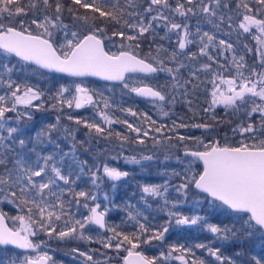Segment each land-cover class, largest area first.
Segmentation results:
<instances>
[{
    "label": "snow or ice",
    "instance_id": "1",
    "mask_svg": "<svg viewBox=\"0 0 264 264\" xmlns=\"http://www.w3.org/2000/svg\"><path fill=\"white\" fill-rule=\"evenodd\" d=\"M186 3L192 5L194 0H186ZM200 3L203 5L200 11L206 14L209 24H212L213 18L217 17L218 9L228 7L227 3L222 4V0H209L207 4L204 3V0H200ZM255 3L261 6L256 10V13H264V0H255ZM134 6L132 0H129V7ZM237 7H243L247 13H253L247 0H239ZM80 9L90 10L92 15L81 16L78 14ZM164 10L174 11L181 17L195 15L193 8L186 7L184 3H177V6L172 9L169 0H149L144 9V12L150 15L149 22L144 23V18L140 13L127 12L128 16H136L137 21L129 23L128 20H124V24L142 36L150 30L154 31V22H164V27L168 28L170 32L175 31L180 37L179 49H185L188 44L193 43V40L190 39L192 34L189 31V25L173 22L168 15L164 14ZM65 12L71 18L72 24L64 22ZM153 12L156 14L151 15ZM30 13L34 18L29 20L27 18ZM41 13H43L42 16ZM123 14H125V9L119 5V0L116 3H112L111 0H71L69 7H65L63 0H28L27 4L23 0H0V50L5 54V60L9 56H15L25 63L35 64L39 68L64 73L72 77L94 76L107 81H118L123 89L128 90L129 94L134 93L136 96L146 98L154 103L170 102L169 97L162 94L161 90L144 83V78L153 77L160 72H167L172 75L174 80L178 79L181 69L186 65L176 60V52H173L169 57L170 60L175 61V67H166L164 60L157 57L142 58L138 54H134V49L139 48L138 43L135 46L121 43L120 48L127 50L110 54L105 50V40H110L111 37L106 36L104 29L90 24V21L99 18L120 23ZM218 19L223 22L225 17L220 15ZM5 20L8 23H5ZM33 26L36 31L33 30ZM216 26L218 27V25ZM238 27L245 33L255 27L261 34L254 36V39L260 44V47L256 49L260 56V70H257L256 65L247 64L243 55L238 60L236 56H233L232 66L235 68V76L223 78L216 75L215 79L211 81L215 85L211 92V103L233 108L235 112L243 110L246 121L237 125L233 132L241 135L247 134L246 140L250 142L241 140L239 146H221L219 142L204 145L199 138L186 137L177 133V129L189 127L187 124H177L173 121L170 128L163 124L152 127L156 125V121L152 120L147 113H140L139 117L142 123L134 125L126 119L113 120L106 111L100 110L105 125L125 124L129 132L134 134L131 138L134 143L144 144L146 138H151L154 145L159 144L166 151L177 147V145L168 143L173 139L178 142L195 139L198 144L203 145V151H189L186 145L184 151L185 157L191 156L195 160L201 161L203 170L193 172V161H188L183 174L175 170L171 172V176L183 175L184 181L179 185H171V187L187 198L188 190L192 186L199 190V193L211 197L210 205L212 207L231 210L236 214L231 226L210 223L207 216L199 214L185 215L172 210L177 208L182 201L169 199V180H165L163 184H144L141 186V191L145 194L141 197L144 203L151 207L147 197L161 198L163 203L157 210L167 209L169 219L164 224L152 228L137 219L138 216L143 215L141 212L137 210L133 215L129 211L130 218L136 220L138 224V233L126 235L117 232L115 227L109 229L114 235L104 243V247L112 248V240L122 237V239H118L115 248L120 249L125 242L130 246L126 249L128 255L125 257V264H157L158 260L160 264H166L169 259L178 260L181 264H206L204 259L196 256L194 248L204 249L209 256L215 258L218 264H237L236 260L224 256L220 247L213 248L205 243H197L188 247L182 244L169 245L167 253L161 251L158 257L153 258H148L135 251L141 242L164 241L165 235L173 223L188 227L206 226L207 231L215 234L221 242L236 239L239 236L240 238L259 239L264 246V38H262L264 36V18H257V14H244L243 21ZM196 31L199 34V27ZM113 36L125 37V33L113 32ZM126 39L135 41L137 35H127ZM214 40L215 37L208 32H204L200 36V53L202 55H209L207 50ZM219 45H223L229 50L233 48L231 43H226L224 40H220ZM245 47L247 48L246 45ZM247 51L251 52L252 49H247ZM195 55L192 53L193 57ZM209 59L212 57L209 56ZM204 67L209 69L211 65L206 64ZM0 69H2L0 85H4L7 89L4 94H0V199L14 204L21 211L26 210V215L12 217L14 221L20 222L19 228L9 227L5 222L6 214L0 211V246H5V259L0 261V264H50L52 257L42 250V245H46V241L34 242L32 237L44 233L49 238L62 241L83 239L85 238L83 230L88 225L106 227L107 209L99 211L100 205L97 203L95 207L89 208L91 214L84 219H76L69 215L67 209L71 202L66 204L63 199L65 191L73 192L76 197L96 200L95 195L89 196L84 191L74 192L72 188L75 183V180L72 179L73 165L78 167L82 173L88 161L77 159L75 143L72 145L71 152H63L59 144L52 139L53 133L60 131L59 116L56 117L55 124L47 125L36 131L34 137L26 135L24 128L27 126V122L33 120V113L29 110H40L43 107L44 92L36 86L21 84L14 80L12 74L19 70L14 65L9 66L5 62L0 64ZM245 70L247 75H245ZM132 74H144V77L134 78ZM191 74L194 75V73ZM217 80L225 86L223 90L217 84ZM185 83L190 84L191 81ZM177 86L174 84L173 89ZM66 93L69 95L66 96ZM95 95H97L95 91L90 92L82 84L74 85V93L70 86L61 84L48 98L55 101L52 108L59 106V111H63L65 105L69 109H80L86 105L99 107L100 102L103 103L104 109L112 106L107 98L102 97L101 101L94 100ZM171 100L174 101L175 97L172 96ZM34 101H41V103L36 104ZM158 106L164 116L169 115L167 111H163V103ZM120 110L133 117L138 116V113L131 107ZM8 113H14L15 116L9 117ZM253 114L259 115L258 123L255 122ZM67 118L74 119L72 115H68ZM13 120L14 126L13 123H10ZM22 121H24L23 124ZM74 122L76 125L82 124L88 130L86 136L92 139L107 140L115 135L120 142L118 145L120 148H123L130 140L129 135H122L119 132L114 134L110 127H102L100 123L89 122L83 118L75 119ZM144 125H148V127ZM191 127L207 129L210 126L193 124ZM77 130L63 129L67 136L72 137L73 141H75V131ZM165 131L175 135H164ZM152 133L160 134L163 142ZM46 141L55 144L57 151L43 154L39 146L44 145ZM79 143L86 144L88 140L85 139ZM66 157L69 158L67 162ZM118 158L119 153L112 157V159ZM154 158V155H143L141 159H137L136 156L124 157L125 161L131 164H141L142 160L152 161ZM169 158V156H165V160ZM176 160L184 163L178 156ZM66 163L67 168L65 169ZM95 167L96 170L92 172V183L97 187H99L98 180L102 181L106 177L115 188L116 182L130 175L126 170L109 167L107 164ZM101 167L103 177H98L97 173L100 172ZM76 179H79V176ZM61 182L68 188L62 187ZM76 203L79 204V200ZM84 207L87 208L88 204L85 203ZM127 207L134 206L128 205ZM143 218L147 221L146 216ZM61 221L63 226L58 230V222ZM236 223L240 224L239 229H236ZM146 233L148 234L147 238L141 241V236ZM87 239L91 240L92 237L89 236ZM9 245L25 251L31 250L37 254L8 256L7 246ZM72 251L79 252V249H72ZM173 253H178V255L173 256ZM80 255L86 256L88 261H92L91 255L84 252H80ZM250 264H264V256L252 257Z\"/></svg>",
    "mask_w": 264,
    "mask_h": 264
},
{
    "label": "trees",
    "instance_id": "2",
    "mask_svg": "<svg viewBox=\"0 0 264 264\" xmlns=\"http://www.w3.org/2000/svg\"><path fill=\"white\" fill-rule=\"evenodd\" d=\"M177 1V2H176ZM25 4L28 3V0H23ZM112 3H116L117 0H111ZM149 0H132V3L135 5L134 7H129V0H119V5L125 9V14L122 15L120 18V23H116L110 20H106L105 18H99L95 21H90L94 27L102 28L105 31L106 36L111 37L110 40H105L106 49L109 53H119L121 50L120 45L121 43L128 45L132 44L135 46L137 43L139 44V48L134 49V54H138L140 57H157L158 59H163L165 64L169 61V57L173 52H175V47L173 46V42H171V38L167 35L168 28L163 26L161 21H157L153 23V30H150L147 33H144L142 36L138 35L136 30L128 28L124 24V20H128L129 23H135L137 21L136 16H128L127 12H137L144 18V23L149 22L150 15L144 12V9L147 7ZM206 4L209 3V0L204 1ZM249 3V7L253 9V13H247L243 7H237L239 4V0H222L223 3H227L228 7L224 8L221 7L219 11L220 15L225 17L223 23L231 22L235 26H238L243 21L244 14H257V18H264V13H256V10L259 9L261 6L255 3V0H247ZM65 7L71 6V0H63ZM177 3H184L186 6V0H169V4L171 8L174 9L177 6ZM198 4V3H197ZM188 5V4H187ZM190 6V5H188ZM197 6H194L197 9ZM42 7V5H41ZM154 7V6H153ZM172 11L164 10V14L170 17ZM50 14V13H49ZM79 15H92L90 10H79ZM156 13L153 12L151 15H155ZM43 13H41V16ZM65 23L72 24L71 18L68 16V13L65 12ZM98 15V14H97ZM231 17V19H228ZM34 18L32 14H29L27 19ZM19 19V18H17ZM18 27V25H16ZM33 30H35V26H33ZM124 32L125 37L120 36H113V32ZM127 35H137V40L135 41H128L126 39ZM238 41L235 42L238 46H242L243 44H238V42L243 41L244 37L240 36ZM169 41V42H167ZM251 43L252 47H256L257 42L255 39L252 40ZM250 44V43H249ZM158 49H162L159 50ZM244 52V51H243ZM247 55V54H245ZM250 65H256L257 70L259 71V58L256 55L252 54ZM176 60L184 63L186 65L185 68L181 69L180 74L181 78L174 80L171 75L167 74L166 76H161L160 73L155 74L154 78H157L153 84L158 89H162L163 93L169 95V91L172 90L177 93L175 96L176 104L173 106H167L166 102L163 103V111H167L169 115L165 118H162L163 115L161 108L158 106L159 102H151L148 100L140 99L135 97L132 93L129 94L127 89H123L122 85H113V84H104L100 83L95 80H86L91 87H96L98 92L101 94V97L107 98L112 105L114 111L113 116L111 117L113 120H128L129 123H133L134 125H138L142 123V120L139 117L140 113H147L148 116L152 118V120L156 121V125L152 127L159 126L161 124L166 125L167 127H171L173 121L177 124L184 123L189 125L187 128L188 133L187 135L190 136H202L207 135L206 139L209 145L213 144L214 142H219L221 146L228 145V146H239V142L241 140H245V142H250L246 140V138H241L240 134H236L233 132V129L237 127V124L240 123L238 115L232 112L230 109L227 110H208L212 107L211 104V88L210 83L205 76L207 69L204 65L208 64L209 62L204 59L201 63H194L192 61H188L186 59L180 58V56H176ZM3 59H0V64ZM175 67L176 63L172 60L169 61L168 64ZM201 65V66H200ZM191 73H194L192 75ZM134 78L142 77L138 75H133ZM65 81H70L72 79L62 77ZM75 81V80H73ZM77 81V80H76ZM186 81H191L190 84H186ZM178 85L175 89H173V85ZM162 93V94H163ZM133 108L134 111L138 113L137 117H133L126 112H122L121 108ZM84 110L79 111L77 114L73 115L74 118L77 119H87L89 122H97L96 113L93 110ZM207 110V111H206ZM47 109L42 107L40 110L34 112L33 120L35 121L33 127L30 130H27L26 135L29 137H34L36 131L45 128L47 125L55 124L53 123L52 119L47 115ZM55 114V113H53ZM102 127H106L104 123H101ZM193 124H207L210 127L207 129L204 128H193L191 125ZM148 127V125H144ZM78 129L77 131L80 133H87V129L80 125H74ZM111 130L115 134L116 132L121 133L122 135H129L130 140L126 144H130L131 146L137 145L134 148H129V145H125V155L129 156H136L140 158L143 155H154V157L162 156L160 151H153L150 145H154L150 138L145 139V143L142 144V148L139 143L132 142V137L134 134L130 133L127 129V126L122 123H113L110 126ZM106 127V128H107ZM155 135L157 139L162 141V137L160 134L152 133ZM164 135H175L172 132L165 131ZM205 137V136H204ZM52 139L59 144L60 149L63 152H67L70 150L69 144L63 143L62 139L53 133ZM173 141V140H172ZM100 145H106L109 148H114L115 146L118 147L119 141L116 139L115 135L108 138L107 140L101 141ZM55 144L45 142L44 145L39 146V149L42 150L43 154H49L55 152ZM116 150V149H115ZM112 150V151H115ZM181 156L180 153H176L175 155ZM165 155V154H164ZM66 162L67 157L65 158ZM107 165L109 164L112 166L113 164L110 163V160H107ZM88 162H91L90 160ZM86 167V166H85ZM93 164H91V168H93ZM67 168V163L65 164V169ZM201 168V166H200ZM121 170H126L122 167H119ZM86 170V169H85ZM146 171L141 172L140 170H126L130 173L129 177L121 180L120 182L116 183V187L110 190L108 193L106 189L109 188L110 182H107L105 186H102L101 189L94 188V186L90 185V180L87 176L78 175L77 173H72V179L75 180V183L72 185L74 192L84 191L89 194V196L95 195L96 197H100L101 195L106 192L107 195L111 198V202L108 205L107 210V230L102 231L93 224L88 225L83 231L85 238L83 239H66V240H58L55 238H49L44 233H40L37 237H33L32 239L34 242H39L40 240L46 241V245H43L45 251L48 253L49 256L52 257V261L50 264H77L78 261H82L83 264H95L99 263V254L102 251L104 255L108 254V264H121L123 258L127 254V248L130 247L125 242L120 249L115 248V244L117 241L114 240L112 248H105L104 243L105 240L107 241V237L114 235L112 231L109 229L112 227L116 228V231L119 233H124L126 235H130L131 233H138L139 227L136 220H133L129 216V211L136 214L138 210L143 215L138 216L137 219L141 223H145L146 226L155 228L162 224H164L168 219V210L165 209L163 211L157 210L163 203L161 198L159 197H147L148 203L151 204V207H148L144 203V200L141 198L145 196L144 193L141 191V186L144 184H163L165 180H167L164 170H170L168 167L163 169V166H153L150 165ZM163 170V171H162ZM202 171V169H201ZM79 176V179L76 177ZM179 177V176H178ZM180 178V177H179ZM182 181V180H181ZM174 182L170 183L168 197L170 200L172 199H181V194L177 193L171 185ZM183 183V181H182ZM61 186L65 189L68 188L67 185H63L61 182ZM105 191V192H104ZM193 194L196 190L191 191ZM176 193L178 194L177 196ZM197 193V192H196ZM204 196V195H202ZM204 202L197 206L196 212L199 215L207 216L210 223L220 224L221 226L229 225L231 226L234 223L233 215L230 210L220 209L212 207L208 204L211 200L204 196ZM63 199L65 200L66 204L70 203V207L67 209L69 215L75 217L76 219H84L89 216L91 213L89 208L95 206V202L91 199H86L85 197H76L74 196L73 192L65 191L63 195ZM191 198H186L185 201L190 200ZM79 200V204L76 201ZM87 203L88 207H84V204ZM188 203V202H187ZM218 204L219 202H214ZM128 205L134 207H127ZM107 207V206H106ZM188 207V206H187ZM103 208V207H102ZM185 211L190 214L192 212V208L183 207ZM101 209V207H100ZM199 211V212H198ZM195 212V213H196ZM26 215V210L23 211ZM147 217V221L144 220L143 217ZM67 218V217H65ZM63 223L58 222V230L59 227H62ZM236 229L240 228V224L236 223ZM147 233L144 236H141V241L147 238ZM92 237L91 240L87 239V237ZM122 239V237L118 238ZM117 239V240H118ZM255 238L247 239V238H240L239 236L236 239H230L229 241H219L218 237L215 234H212L207 231L206 226H192V227H180V225H175L173 223L169 227V232L165 235L164 241H151L150 243H140V246L135 249V251L141 252L144 256L148 258L158 257L157 250H162L163 252L167 253L169 245H185L186 247L192 246L197 243H205L209 246L216 248L220 247L221 253L226 257H231L232 259L237 261V264H250L252 257H261L264 256V246H262L261 242ZM135 242V241H134ZM257 245L258 252L255 251V246ZM261 246V247H260ZM1 248V247H0ZM4 249V248H1ZM11 249V248H7ZM72 249H79V252H73ZM196 253V256L204 259L206 264H218L215 261L214 257L208 255V253L204 249H193ZM11 251L15 252L14 254L23 256L24 253L20 252L19 250L11 249ZM31 251V250H30ZM80 252L87 253V255L92 256V261H88L86 256H81ZM240 253V255H237ZM93 254V255H92ZM103 255V256H104ZM178 255V253H173V256ZM3 261V260H2ZM168 264H181L180 261L169 259ZM157 264H160V261H157Z\"/></svg>",
    "mask_w": 264,
    "mask_h": 264
},
{
    "label": "rangeland",
    "instance_id": "3",
    "mask_svg": "<svg viewBox=\"0 0 264 264\" xmlns=\"http://www.w3.org/2000/svg\"><path fill=\"white\" fill-rule=\"evenodd\" d=\"M174 2H175V0H174ZM196 5H198L197 9H195V7H194ZM202 6L203 5L200 3V0H194V3L190 6H188L186 3V7H192L195 15L190 14L188 17H181L177 13L172 11V13L169 17L171 20H173V22L187 23L189 25V31L192 34L190 39L193 40V43L188 44L185 49L181 50L178 47V41H179L180 37L177 35V33L175 31L170 32L169 30H167V35L170 36V38H171L170 40H171V42H173V46L176 49L175 52H176L177 56H180V58L186 59L188 61H192L194 63L196 62L198 64L201 63L204 59H206L209 62V65H211V68L207 69L206 74L203 77L206 78L208 80V82L210 83V87H212L211 88V92H212L215 85L211 81H213L215 79L216 75H220L223 78H232L233 76H235V68L232 66L233 65V60H232L233 56H236V58L238 60L239 57L241 55H243L245 57V61L249 65L251 62L250 57H252V54L253 55L257 54V56L260 60L259 53L256 51V49H258L260 47V44L256 40V42H257L256 47H252L251 43H253L252 40L254 39L255 35H261V34L257 31V29L255 27H253L250 32L245 33V32H243L242 29H240L238 26H235L230 21L227 23L226 22L223 23V25L221 26V23H220L221 21H219V19H218V17L220 16L218 10H217V13H218L217 17L213 18L212 24H209L207 22L206 14H204L200 11V8ZM154 7H156V6H154ZM167 11H170V10H167ZM5 23H8V21L5 20ZM161 23L164 24V22H161ZM216 25H218V27ZM197 27H199V29H200L199 34L196 31ZM204 32H208L210 35H213L215 37L213 44L209 45V48L207 50L209 53L208 56L202 55L200 53V47H201L200 36ZM240 36L244 37L243 41L238 42V44H243L242 46H238L237 44H235V42L238 41L237 39ZM262 38H264V36H262ZM220 40H224L226 43H231L233 45V48L229 50V49H226L225 46L219 45ZM167 42H169V41H167ZM245 45L247 46V48L245 47ZM247 49H252V51L249 52V51H247ZM192 53H195L196 55L193 57ZM245 54H247V55H245ZM209 56H211L212 59H209ZM4 57H5V54L2 51H0V59H3L2 62L8 63L9 66L14 65L16 69H19L18 71H14L12 74V78L14 80H16L18 83H21V84H27L29 86H36V87H38L39 90L44 92L43 107L45 109H47V111H49V112H47V115L52 119L53 123H56V117L57 116L60 117V121H59V125H58V127L60 128V131L54 132V133H56V135H58V137L62 139L63 143L69 144L70 150H68L67 152L72 151V145H73V143H75L76 144L75 155H76L77 159L78 160H87V161L90 160L91 161V162H88L87 166L85 167L86 170L84 169V171L82 173L79 171L78 167L73 165L72 173H77L78 175H80V177L87 176L90 180V185L94 186V188H96L97 186L93 185V183H92V179H93L92 172L96 170L95 166L107 164V162H108L107 160H110V163L113 164L112 166H110L108 164L109 167H117V168L122 167L126 170H140L141 172L146 171L145 169H148V167L150 165H153V166L157 165L158 167L163 166V169L168 167L170 170H164V171L162 170V171L167 173L166 174V176H168V177H166L167 180H169V183L174 182L173 183L174 185H179L182 183L183 175L179 176L180 177L179 178L178 176H171L170 175L171 172L173 170H175V171L183 174L184 168L187 165L188 161H193V163H192V171L193 172H201L202 165L199 163V161L195 160V158L185 157L183 155V151L185 150V145L187 146L188 150H195V151L204 150L203 145L198 144L195 139H192V140L185 139L183 142H178L176 139H173V141H170L168 143H170L171 145H177V147H173L167 151L162 149L161 145H159V144H156V145L151 144L150 147H152L153 151H156V152L160 151L159 155L161 153L163 155L159 156V157H155L154 160H152V161H143L142 160L141 164H131V163H128L125 161L124 157H131L129 155H125L126 146H124L123 148H120L119 146L118 147L115 146L114 148H109L106 145H100L102 143L101 141H103V139H101V140L92 139L90 137H87L86 133H80L78 131H75V141H73L72 137L67 136L66 133L63 131V129L67 128L69 130H73L74 125H75L74 121L77 118L73 117L74 118L73 120H69L67 118L68 115L73 116V115L77 114V112H79V111H84L87 109H90V110L94 109L95 111H93V112L96 113L95 118L97 119V122H99L101 124L104 122H103V118L100 115V110L103 109L104 111L107 112L108 115H110L112 117L113 116L112 113L114 111L113 107H110L108 109H104L103 103L100 102L99 107H93L91 105H86L85 107L80 108V109H75V108L69 109L65 105L63 107V111H59V106L57 108H52V104L55 101L49 99L48 97H50L61 84L70 86L71 91L73 93H74V85L75 84H82L84 87L88 88L90 92L95 91V93H97V95L94 96V100L101 101L102 97H101V94L96 89V87H91V84H89L86 80H77V81L75 80V81H73V79H72L70 81H65L60 76H55V75L44 73L43 71H40L39 69L34 68V67L31 68V66L27 65L26 63L12 57V56L7 57V60H5ZM169 61L172 62V60H170V59H169ZM169 61H167L166 64H168ZM166 64H165L166 67H173L170 65L168 66ZM0 71H2V69H0ZM167 74H169V73L160 72L161 76H166ZM245 75H247L246 70H245ZM142 77H144V76H142ZM142 77H138V78H142ZM181 77H182L181 74H179V78H181ZM156 79L157 78H154V76L153 77H147V78H144V83H147L150 86L156 87L153 84V82ZM217 84H219L221 90L224 89L225 86L220 84V82L218 80H217ZM159 90L162 91L161 88ZM6 91H7L6 87L4 85H0V94H4ZM162 93H163V91H162ZM163 94H165V93H163ZM65 95L67 96V95H69V93H66ZM176 95H177V93L175 91H173V92H172V90L169 91V95H166L169 97V101H170V102H166L167 106H173L176 104L175 100L174 101L171 100V97L172 96L175 97ZM211 98H212V96H211ZM211 102H212V100H211ZM34 103L39 104V103H41V101H34ZM210 108H211V110L212 109L213 110L230 109L232 112H234L236 115H238L240 123L242 121H246V117L243 115V110H241L239 112H235L233 110V108H230V107L226 108L222 104L212 105V107H210ZM21 110H23V109L21 108ZM29 111H31L34 115L35 114L34 112H36L38 110L30 109ZM53 113H55V114H53ZM253 115L255 118V122L258 123L259 122V115L258 114H253ZM7 116L14 117L15 114L14 113H8ZM161 116H163L162 118L167 117L164 115H161ZM10 123H13V126H14L15 122L13 120V121H10ZM21 123L23 124L24 121H22ZM34 123H35L34 120L27 122V126L24 128V131L27 132V130H30L33 127ZM240 123H238L237 125H239ZM80 126H83V125L81 124ZM101 126H102V124H101ZM107 126L108 125H106V127ZM187 128H179V129H177V133L179 135H184L186 137H189L190 135H187V134L191 133V131L189 132ZM75 129H77V128L75 127ZM236 134H238V133H236ZM246 135L247 134H244V135L240 134V137L246 138ZM206 136L207 135H202V136H197V137L194 136V138H199V140L203 141L204 145H209L206 141V139L208 138ZM190 137H193V136H190ZM85 139L88 140V143H86V144L79 143V141H83ZM125 145H129V148H134L135 146H137V145L131 146L130 144H125ZM138 146H140L142 148L143 145L139 144ZM112 150H115V151H112ZM56 151H57V149L55 147V152ZM117 153H119V158L118 159H112V157L116 156ZM176 153H180L181 156H178V154L175 155ZM165 156H169L170 158L168 160H165ZM177 156L180 157V159L184 162L183 164L176 160ZM136 158L141 159V157L140 158L136 157ZM67 160H68V157H67ZM91 164H93V165L95 164V166L93 168H91ZM200 166H201V168H200ZM97 176L103 177L102 167L100 169V172L97 173ZM107 182H110L111 184L109 185V188L106 189V192L108 193L110 190L114 189L112 187V182L109 181L106 177H104L102 179V181L98 180L99 187H97V189H101V187L105 186L107 184ZM118 182H120V181H118ZM118 182H116V183H118ZM192 190H193V187L190 186V188L188 190L187 198L190 197L191 199L188 201H185L186 198L181 196L180 200L182 202L177 206V208L172 209L173 211H178V212L185 214V215L197 214V212L195 211L197 209L196 207L201 205L204 202L205 197L199 193H196V192L193 194L191 192ZM106 192L103 194V196L101 195L100 197H96V200L94 201L95 205L97 203L100 205L101 209L99 208V211H104L105 209H107V210L109 209L108 205L111 202V198L107 195ZM106 195H107V198H106ZM177 195L178 194L176 193L175 196H177ZM210 201L208 202L209 205H210ZM184 206L186 208H192L191 211L192 212L195 211L196 213L194 212V213L190 214L188 212H183V211H185L183 208ZM0 210L6 214V220H7L8 224L10 225L11 228H19L20 227V222L14 221L12 219V217L17 216V215H25L23 213V211H21L20 208L16 207L14 204L8 203L7 201H3L2 199H0ZM106 215H107V212H106ZM234 217L235 216L233 215V219H234ZM180 227H185V226L180 225ZM111 237H113V235H111V233H110V236H108L106 239L108 240ZM114 240L118 242L117 239H113L112 243L114 242ZM257 240L258 241H256V242L260 241L259 239H257ZM105 242H107V241L105 240ZM254 249H255V251L258 252L257 245L255 246ZM42 250L45 251V248L43 245H42ZM161 251L162 250H157V254L160 255ZM7 253H8V256H11L15 252L11 251V249H7ZM36 254H37L36 252L30 251L29 253H26L24 255H36ZM98 254H99V256H98L99 257V260H98L99 263H96V264H106L104 262L105 261L108 262V254L104 255L103 251L101 253H98ZM4 259H5L4 249L0 248V261H2ZM77 264H83V262L78 261ZM121 264H124L123 260H122ZM166 264H168V262H166Z\"/></svg>",
    "mask_w": 264,
    "mask_h": 264
},
{
    "label": "water",
    "instance_id": "4",
    "mask_svg": "<svg viewBox=\"0 0 264 264\" xmlns=\"http://www.w3.org/2000/svg\"><path fill=\"white\" fill-rule=\"evenodd\" d=\"M105 50L107 51L106 48H105ZM0 51H2V50H0ZM2 52H3V51H2ZM110 54H111V53H110ZM12 57H14V58H16V59L19 60L18 57H15V56H12ZM139 57H140V56H139ZM22 62H23V61H22ZM24 63H25V62H24ZM26 64L29 65V66H31V68H32V67L37 68V69H39L40 71H43L44 73L51 74V75H55V76H60V77H65V78H69V79H73V80H85V79H86V80H95V81H98V82H100V83H104V84L121 85V83L118 82V81H107V80H104V79H102V78H100V77H94V76H87V77H72V76H68L67 74H64V73H58V72H55V71H52V70L39 68V66H37V65H35V64H31V63H26ZM132 75H140V76H144V74H132ZM132 94H133L135 97H137V98L144 99V100H148V99H146V98L136 96L134 93H132ZM148 101H150V100H148ZM159 103H160V102H159ZM184 151H185V150H184ZM184 151H183V155H184ZM189 151H195V150H189ZM201 151H203V150H201ZM188 157H191V156H188ZM191 158H194V157H191ZM199 163L202 165V170H203V163H202L201 161H199ZM193 189H194V187H193ZM194 190H196V189H194ZM196 192L199 193V190H196ZM199 194L204 195V196L207 197V194H204V193H199ZM207 198L211 199V197H207ZM0 211H1V210H0ZM230 211H231V210H230ZM5 222H6L7 225L10 227V225H9L8 222H7V220H6ZM105 222H106V226H107V218H106V215H105ZM93 226H95L96 228H98V229H100V230H102V231H106V230H107V227H105V228H100L99 226L94 225V224H93ZM0 247H1V248H4L5 246H0ZM8 247H10V248H15L14 246H11V245L7 246V248H8ZM15 249L20 250V251L25 252V253L30 252V250L25 251V250H23V249H18V248H15ZM136 252H138V251H136ZM140 253H141V252H140ZM127 255H128V253L125 255V257H127ZM125 257L123 258V262H124V264H125Z\"/></svg>",
    "mask_w": 264,
    "mask_h": 264
},
{
    "label": "flooded vegetation",
    "instance_id": "5",
    "mask_svg": "<svg viewBox=\"0 0 264 264\" xmlns=\"http://www.w3.org/2000/svg\"><path fill=\"white\" fill-rule=\"evenodd\" d=\"M8 248H10V247H8ZM11 249H15V248H11ZM15 250H17V249H15ZM20 251V250H19ZM20 252H22V251H20ZM24 254H26L25 252H23ZM29 253V252H28Z\"/></svg>",
    "mask_w": 264,
    "mask_h": 264
}]
</instances>
